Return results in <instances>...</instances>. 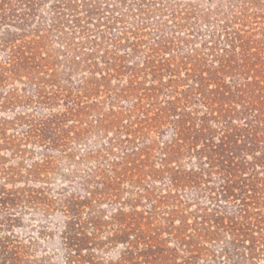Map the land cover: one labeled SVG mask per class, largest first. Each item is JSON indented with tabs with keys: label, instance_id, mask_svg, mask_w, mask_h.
Returning <instances> with one entry per match:
<instances>
[{
	"label": "trees",
	"instance_id": "obj_1",
	"mask_svg": "<svg viewBox=\"0 0 264 264\" xmlns=\"http://www.w3.org/2000/svg\"><path fill=\"white\" fill-rule=\"evenodd\" d=\"M42 1L0 0V89L25 79L43 105L55 107L61 102L63 106L62 111H50L41 119L22 121L26 130L21 137L7 135L8 124L0 122V149L9 152L17 165L5 167L0 156V181L8 182L0 185V213L5 215L0 225L4 228L18 222L12 211L24 208L45 214L57 203L44 188L26 187L25 183L17 187L20 179L36 181L46 176L52 163V157L43 154L41 163L31 165L23 175L18 160L23 158V143L46 152H63L69 139L68 122L74 118L81 124L84 111L91 109L84 98L93 100L96 95L89 84L79 85L76 91L58 85L53 57L43 44L48 36L31 25ZM136 1L156 5L155 0ZM165 1L167 6L158 11H170L177 28L185 27L180 20L208 22L207 15H197L192 7L181 12L176 4ZM74 4L75 0L60 1L54 9L75 12ZM88 5L83 1V6ZM231 5L229 11L223 12V5L215 10V20L208 23L217 32L209 35L212 40L203 45L204 51L191 49L188 55L163 59L154 67L156 78L163 73L171 77L168 84H160L168 92L164 108L155 110L138 103L114 116V121L127 117L125 125L115 126L104 118L98 121V129L115 127L118 135L125 136L120 145L127 153L122 151L120 160L108 162L105 168L98 165L89 175L91 181L80 187L84 196L61 199L59 241L64 264L264 261V0ZM86 12L100 14L98 8ZM81 28L86 35L85 27ZM160 38L156 54H166L174 44ZM176 51L183 52L179 46ZM77 68L72 62L68 69L75 72ZM45 85L50 87L49 94L44 92ZM15 99L11 93L7 103ZM162 127L170 128V140L160 148L147 143L145 129ZM117 143H109L108 155ZM184 159L191 161L188 170L183 168ZM154 181L164 186L160 194L150 186ZM185 191L191 192L192 202L199 199L207 205L186 201ZM124 193L129 198L122 201ZM142 200L148 202L147 209L139 211ZM104 203L112 208L109 215L100 208ZM114 246L123 250L115 262L105 263L99 255ZM21 248L14 235L0 236V264H24Z\"/></svg>",
	"mask_w": 264,
	"mask_h": 264
},
{
	"label": "rangeland",
	"instance_id": "obj_2",
	"mask_svg": "<svg viewBox=\"0 0 264 264\" xmlns=\"http://www.w3.org/2000/svg\"><path fill=\"white\" fill-rule=\"evenodd\" d=\"M60 1L66 0H43L35 13L37 16L31 21L32 28L39 29L48 36L43 44H46L53 57L58 85L76 91L79 85L89 84L95 89L96 95L93 100L84 98L86 106L91 109L84 111V116L80 118L81 124L74 118L68 122L69 139L63 152H46L28 143L21 146L23 158L18 160L23 175L31 165L41 163L43 154L51 156L52 163L46 176L36 181L31 178L20 179L17 187L22 188L25 183L26 187L44 188L48 198L57 202L45 214H41L39 210L24 208L12 211L13 216L18 219L14 227L4 228L0 225V236L14 235L19 240L24 264H64V252L59 241L63 219L59 206L61 199L71 195L84 196L80 187L85 181H91L89 175L92 171L98 165L105 168L108 162L119 161L122 151L127 153L123 150L124 146L120 145V141H125V136L118 135L115 127L109 126L106 131L98 129V121L104 118L113 121L115 126L125 125L127 117L119 116L114 121V116L116 113L132 110L138 103L155 110L164 108L168 92L167 89L160 88V84H168L171 77L169 73H163L162 77L156 78L153 74L154 67H159L163 59L188 55L191 49L204 51L203 45L212 40L209 35L217 32V28L208 23L215 20V10L223 5L222 11H229L232 3H239L241 0H170L181 12L192 7L197 15L208 16V22L195 18L180 20L179 23L184 28L175 26L176 22L170 17V11H158L164 5L167 6L165 0H155V7L150 6V3L142 5L136 0H75V12H55L54 7ZM83 1L89 5L83 6ZM96 8L99 15L86 12ZM149 10L152 12L147 15ZM57 13H60L59 21H56ZM76 19L81 20L80 24L75 23ZM54 25H59V28L53 30ZM82 26L85 27L86 35L81 33ZM161 36L174 44L166 54H156L158 43L162 41ZM178 46L183 50L182 54L177 53ZM72 62L78 67L75 72L68 69ZM154 88H159L160 91L155 92ZM33 90L34 86L26 83L25 79L0 89V122L8 124L7 135L21 137L26 130L22 121H35L48 115L50 111L56 113L63 110L61 102V107L43 105ZM50 91V87L45 85L44 92L49 94ZM11 93H14L16 99L9 104L7 99ZM94 105L98 106L97 110H94ZM145 132L149 139L147 143L150 144L151 141L158 148L170 140L171 131L168 127L148 128ZM112 141L118 143L113 145V152L108 155L105 149L111 147L109 143ZM141 141H137L136 146H140ZM0 156L4 159L5 167L17 166L9 152L0 149ZM182 165L188 170L191 161L184 159ZM5 183L8 182L0 181V185ZM150 186L156 189L155 194H160L164 187L159 181L150 182ZM6 187L10 189L11 185L7 184ZM90 188L94 189L92 182ZM182 195L193 205H207L204 200L192 202L190 191L182 192ZM127 198L129 195L124 193L121 200L125 201ZM147 205L148 202L142 200L141 207L138 206L137 209L143 211L147 209ZM100 208L104 214L109 215L112 211L105 203ZM4 218L5 215L1 212L0 220L3 221ZM122 250L121 246H114L108 249L106 255L99 257L105 263L115 262ZM257 264H264V261Z\"/></svg>",
	"mask_w": 264,
	"mask_h": 264
}]
</instances>
